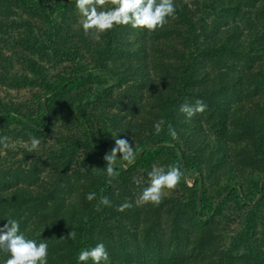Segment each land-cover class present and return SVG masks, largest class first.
I'll list each match as a JSON object with an SVG mask.
<instances>
[{
    "label": "trees",
    "instance_id": "16d2710c",
    "mask_svg": "<svg viewBox=\"0 0 264 264\" xmlns=\"http://www.w3.org/2000/svg\"><path fill=\"white\" fill-rule=\"evenodd\" d=\"M13 1L38 11L39 25L25 32L32 46L73 65L50 79L42 64L28 61L42 67L37 75L46 80L32 101L37 114L0 97V136L17 143L14 151L0 147V224L4 216L19 219L31 238L46 241L48 264H77L78 252L99 241L112 264H244L215 242L216 219L230 207L242 221L239 242L257 243L250 256L264 264V0H175V19L155 32L130 35L132 28L117 27L94 40L96 50L104 49L92 68L111 73L118 85L132 82L116 93V84L99 78L103 87L94 102L101 101L100 116L86 113L87 84L96 81L81 63L74 0ZM5 26L0 22V89L18 88L21 79L10 76ZM197 98L207 108L189 119L179 107ZM156 121L162 122L159 134ZM117 134L133 145L136 158L108 177L104 157ZM31 135L41 140L36 153L19 146ZM153 164L178 165L193 185L182 180L159 205L139 204L146 185L135 182L134 170L148 172ZM82 180L94 185L96 212L107 209L100 203L104 196L116 209L131 205L118 210L119 244L108 240L96 215L81 214L89 200L79 208L61 202L65 189ZM131 244L136 254L127 248Z\"/></svg>",
    "mask_w": 264,
    "mask_h": 264
},
{
    "label": "clouds",
    "instance_id": "9594fccd",
    "mask_svg": "<svg viewBox=\"0 0 264 264\" xmlns=\"http://www.w3.org/2000/svg\"><path fill=\"white\" fill-rule=\"evenodd\" d=\"M74 8L84 35L91 36L97 41L103 34L117 27L155 32L176 17L175 0H74ZM206 108L204 101L197 98L194 103H182L179 111L190 119L197 113H203ZM153 129L156 134H159L162 131V122H154ZM118 134L114 136V147L104 157L107 164L103 169L108 177L117 174L118 164L124 162L131 164L136 158L133 145L128 139L120 138ZM170 134L173 138L177 135L174 129ZM40 144L39 137L31 135L29 142L19 146L28 153H36L39 151ZM0 147L14 151L17 143L11 141L8 136H0ZM182 180L188 187L192 186L191 180L178 165L169 164L165 168L153 164L151 170L147 172V185L142 187L138 203L159 205L165 191L174 190ZM135 182L141 183L139 180ZM95 197V192H89L86 195L89 201ZM100 203L109 205L110 200L104 196ZM130 206L125 202L119 206L118 210L123 211ZM4 217H7V221L0 224V254H3L5 258L0 261V264H48L47 242L31 238L26 230L21 228L19 219ZM69 237L75 239L76 233L71 231ZM76 261L77 264H112L110 253L103 241L97 242L94 246L82 248L76 255Z\"/></svg>",
    "mask_w": 264,
    "mask_h": 264
},
{
    "label": "rangeland",
    "instance_id": "374dc122",
    "mask_svg": "<svg viewBox=\"0 0 264 264\" xmlns=\"http://www.w3.org/2000/svg\"><path fill=\"white\" fill-rule=\"evenodd\" d=\"M0 11H2V14L0 12V15L3 17L1 19L0 16V22H7L8 26H5L7 30L6 34L9 37L8 42L10 44L9 48H7L6 54L8 56V59L11 62V68L10 71L12 74H10L11 77L14 78L16 76L20 80V86L18 88L12 87V86H4L0 89V97H2L5 101L8 103L10 102H17L23 104V110L26 111H32L35 114H37V106L32 104L33 99H35V94L37 92H41L44 86L42 87V83H46V80L42 78L40 75L38 76L37 73H39L42 70V67L45 68L46 72H48V76L50 79L54 77L55 74L64 72L65 70L70 71V68L72 67L73 63L71 62H64L60 60L57 56H55V53L51 50L49 51H37L35 47L32 46L28 36L26 35V30H28L30 27H34L35 29L39 25L40 21L38 19V11L36 7L30 8L23 3H18L16 1L11 0L9 1H3L0 4ZM7 19V20H5ZM79 18H77V22L75 21L73 23V26H80L78 22ZM143 31V30H141ZM83 34L82 36V44L84 45L83 53L85 57L82 58L81 63L83 62L84 65L88 66V70H92L94 73V80L87 84V91H90L91 95L87 98V109L86 113H89L94 116H100L101 110H103L101 101L96 100L95 101V95H97L99 92L98 89L100 87H103V85H99L97 81L99 78H107L108 81L111 83L116 84V90L114 92L120 93L121 89L124 87H128L131 81H128L124 83L123 85H118L119 80H115L111 73L109 74L106 70H101L99 68H92L91 65H93V59L96 60L103 52L104 47H101L100 49L96 48L95 46H92L95 43V39H93L91 36H86ZM130 35L136 34L141 36V32L139 29H130ZM103 38H105L104 35H102ZM101 36V38H102ZM100 38V39H101ZM106 41V40H105ZM12 42V43H11ZM105 45V42L104 44ZM41 52H44L45 54L42 55ZM54 55H53V54ZM29 62H38L42 64L43 66L41 68L33 67ZM160 66L158 67V69ZM40 69V71H38ZM14 74V75H13ZM117 78V76H116ZM12 79H10L11 81ZM123 86V87H121ZM73 93V91L71 92ZM70 93V94H71ZM102 97L108 96L106 92H103L100 94ZM73 96V95H72ZM98 101V102H97ZM92 102V103H91ZM110 109V106L107 107ZM115 111V110H112ZM36 115H34L35 117ZM105 116V115H103ZM101 120L105 121L104 118L101 117ZM108 124L110 123L109 119ZM97 127H100L99 124L96 125ZM79 130V129H78ZM28 142V141H22V143ZM83 154H81L82 156ZM159 166V165H157ZM136 175V179H138L141 183L144 182L145 185H147V172L141 170L140 168H137L134 170ZM131 176V174L128 175V178ZM88 178V176H87ZM191 180L193 185L192 178H188ZM82 185L79 187H76L75 189H65V191L62 193V196H64V200H61L62 203H64L66 206L68 204H73L79 207L82 206V204L87 202L86 195L89 192H93L94 185H92V182H89V180H82ZM114 184V183H113ZM140 184V183H139ZM179 184L176 186L174 190H166L165 194H171L176 189H178ZM120 190V187H119ZM120 191L118 189L116 190V193L118 194ZM73 199V200H72ZM96 201L91 200L89 205L85 207H81V214L82 212L86 214L92 213L93 216L96 215L98 222L102 224L107 231L110 232V235L106 233V236L108 240L111 242H118L123 234H121L122 230H120L117 226V221L119 224V214H118V208H114L112 205V200L110 199V204L106 206V210L96 212ZM112 205V206H111ZM93 209V211H91ZM235 210H231L230 207H226L224 211H222L219 216L217 217V240L216 245L220 247L221 249H224L225 251L231 252V256L235 259H244V264H252V260L255 259L259 264L260 262L257 260V258L250 256L251 249H255L256 246H258L257 243L253 242L251 238L246 239L244 242H239V234L240 230L242 229V221L237 217H235ZM117 212V213H116ZM111 221H110V220ZM109 224V226H107ZM239 236V238H237ZM211 240L208 241V243ZM119 245H117L116 248H118ZM250 249H247V248ZM120 248V247H119ZM127 248L131 250V253L136 254V246L135 244L129 245ZM117 251V250H116ZM118 254L120 252L117 251ZM180 256L178 257V259ZM123 262L126 261L125 258H120ZM132 260H135V256L131 257ZM129 263V262H128Z\"/></svg>",
    "mask_w": 264,
    "mask_h": 264
}]
</instances>
